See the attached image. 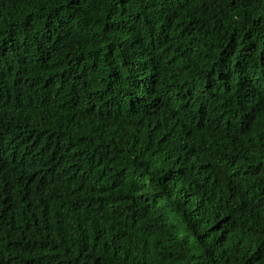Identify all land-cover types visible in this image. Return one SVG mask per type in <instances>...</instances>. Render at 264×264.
Instances as JSON below:
<instances>
[{
  "label": "trees",
  "instance_id": "16d2710c",
  "mask_svg": "<svg viewBox=\"0 0 264 264\" xmlns=\"http://www.w3.org/2000/svg\"><path fill=\"white\" fill-rule=\"evenodd\" d=\"M0 264H264V0H0Z\"/></svg>",
  "mask_w": 264,
  "mask_h": 264
}]
</instances>
